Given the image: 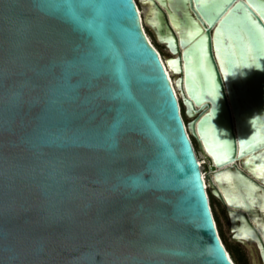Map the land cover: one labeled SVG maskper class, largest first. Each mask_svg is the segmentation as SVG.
Returning a JSON list of instances; mask_svg holds the SVG:
<instances>
[{"label":"water","instance_id":"95a60500","mask_svg":"<svg viewBox=\"0 0 264 264\" xmlns=\"http://www.w3.org/2000/svg\"><path fill=\"white\" fill-rule=\"evenodd\" d=\"M207 190L264 264V0H0V264H235Z\"/></svg>","mask_w":264,"mask_h":264},{"label":"rangeland","instance_id":"374dc122","mask_svg":"<svg viewBox=\"0 0 264 264\" xmlns=\"http://www.w3.org/2000/svg\"><path fill=\"white\" fill-rule=\"evenodd\" d=\"M146 31L153 45L156 46V48L159 50V52H161L163 57L164 58L169 57L170 53L163 46L157 44L153 32L148 27H146ZM184 119H185L184 120L185 123H187L188 119L186 118L185 113H184ZM195 147L197 148V145ZM197 153H199L198 150ZM213 208L221 224L223 239L226 242L230 255L232 256V259L235 262V264H252L253 257L249 249L243 247L240 244H235L231 241L232 233L230 232V221L228 218V213L224 208V206L222 205V203L217 199H213ZM255 257L257 258V260H259V254L256 250H255Z\"/></svg>","mask_w":264,"mask_h":264},{"label":"bare ground","instance_id":"6f19581e","mask_svg":"<svg viewBox=\"0 0 264 264\" xmlns=\"http://www.w3.org/2000/svg\"><path fill=\"white\" fill-rule=\"evenodd\" d=\"M149 9H150V6H149V5L142 6V8L139 7V11H140V15H141V22L143 23V28H144V31H145L146 34H147V31H146V28H145V25H144V21H145V17H147V15H148V13H149ZM147 37H148V40L151 42V39L149 38L148 34H147ZM160 56H161V59H162L164 65H165V69H166V71H167V73H168V75H169L170 81H171V83H172L173 86H174L176 76H175L172 72H170V70L167 68V66H166V64H165V59H166L167 57L164 58L162 54H160ZM177 95H178V93H177ZM199 157L201 158V154H199ZM201 159H203V164H206V162L204 161L203 156H202ZM206 184H207V183H205V185H206ZM249 247H250L251 249H253L252 252H253L254 255H255V250L258 252V250L256 249V246H255V245H253V244H249ZM229 257L232 259V256H231L230 254H229Z\"/></svg>","mask_w":264,"mask_h":264},{"label":"trees","instance_id":"16d2710c","mask_svg":"<svg viewBox=\"0 0 264 264\" xmlns=\"http://www.w3.org/2000/svg\"><path fill=\"white\" fill-rule=\"evenodd\" d=\"M155 47H156V46H155ZM158 51H159V50H158ZM160 53H161V52H160ZM179 102H180V106H181V113H182V116H183V118H184V109H183V105H182L181 101H179ZM184 120H185V119H184ZM191 141H192V143H193V146L195 147V146H196V142H195V140L191 138ZM195 150L197 151V148H196V147H195ZM207 193H208V196H209L210 205H211V208H212V211H213L214 219H215L216 224H217V229H218V231H219V235H220V237H221V239H222V241H223V243H224V245H225L227 251L229 252V249H228V247H227V245H226V242H225L224 239H223V235H222L223 233H222V228H221L220 221H219V219L217 218V215L215 214V211H214V208H213V199H215V198L211 195V193L209 192V190H207ZM229 253H230V252H229Z\"/></svg>","mask_w":264,"mask_h":264},{"label":"built area","instance_id":"2783aa9c","mask_svg":"<svg viewBox=\"0 0 264 264\" xmlns=\"http://www.w3.org/2000/svg\"><path fill=\"white\" fill-rule=\"evenodd\" d=\"M198 160L200 161V164L202 165L201 166V169H202V173H203V178L206 181V177L205 176L207 175V172H206V170L204 168L203 159H201L200 157H198Z\"/></svg>","mask_w":264,"mask_h":264},{"label":"clouds","instance_id":"9594fccd","mask_svg":"<svg viewBox=\"0 0 264 264\" xmlns=\"http://www.w3.org/2000/svg\"><path fill=\"white\" fill-rule=\"evenodd\" d=\"M161 54V53H160ZM217 225V224H216ZM222 240V239H221ZM223 242V241H222ZM224 244V243H223ZM225 246V245H224ZM226 248V247H225ZM227 250V249H226ZM228 255L230 254L228 251H227ZM233 261V259H231ZM234 262V261H233ZM235 263V262H234Z\"/></svg>","mask_w":264,"mask_h":264}]
</instances>
